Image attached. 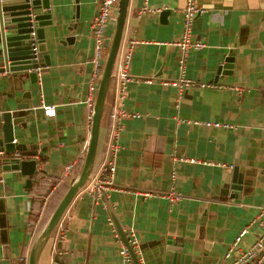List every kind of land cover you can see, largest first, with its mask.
I'll use <instances>...</instances> for the list:
<instances>
[{
    "label": "crops",
    "instance_id": "crops-1",
    "mask_svg": "<svg viewBox=\"0 0 264 264\" xmlns=\"http://www.w3.org/2000/svg\"><path fill=\"white\" fill-rule=\"evenodd\" d=\"M143 1L128 3L118 54L136 42L128 67L132 79L119 99L114 66L89 176L94 177L104 161L110 116L122 111L129 116L120 118L114 185L95 201L84 191L88 179L66 208L71 219L58 246L63 264H122L113 234L124 242L118 229L125 236L130 228L139 239L143 264H171L168 238L187 252L205 251L195 264H223L226 248L243 228L248 230L244 247L261 230L254 216L264 204V0H195L203 12L193 20L191 39L204 47L190 51L185 76L218 88L182 91L164 82L179 76L180 49L175 43L182 39L186 0H147L151 11L138 18ZM48 2L54 19L44 27L49 65L43 63L37 83L26 82L30 99L17 93L13 98L9 76L0 73V112L10 107L14 117H24L14 126V139L28 156L25 161H35L32 176L19 169L3 170L0 161V264H27L51 215L41 228H33L43 199L52 192L44 209L47 216L68 189L67 179L57 181L76 160L71 179L79 174L90 138L87 99L94 71L90 25L95 0ZM115 20L106 29L111 37ZM231 53V74L216 75L218 64ZM18 101L32 107L17 110ZM42 104L53 106L55 115L47 116ZM235 167L248 175L243 190L232 194L228 185ZM170 190L181 193L182 199L171 204L166 197ZM50 239L37 264H50Z\"/></svg>",
    "mask_w": 264,
    "mask_h": 264
},
{
    "label": "water",
    "instance_id": "water-1",
    "mask_svg": "<svg viewBox=\"0 0 264 264\" xmlns=\"http://www.w3.org/2000/svg\"><path fill=\"white\" fill-rule=\"evenodd\" d=\"M128 3L129 0H118L117 3L115 26L100 74L93 105L90 138L81 170L77 176L71 179L65 194L36 237L30 250L27 264H37L40 253L50 239L61 216L78 191L86 184L91 174L97 151L103 107L113 74L115 59L122 40ZM51 11L48 0H0V73L9 76L10 85L13 89V98H16L15 94L17 93L20 94L22 99H30L31 90L28 86L26 87V82L30 84L37 83L39 76L37 68H43V63L49 65L44 41V27L51 25L54 21ZM161 13L165 15L167 10ZM77 16L78 11L75 17L77 18ZM33 37L38 39L37 59L34 58L32 50ZM233 62L234 55L231 53L225 57L224 62L218 64L216 75L231 74ZM15 104L17 110H25L32 107V103L26 104L18 101ZM23 121L24 117L13 116L10 107L0 112V128L2 131L0 151L9 154L24 150L17 142H13L15 140L14 126L18 125L19 122L23 123ZM1 168L3 170L10 168L19 169L24 175L32 176L35 171V161H3ZM247 175V173L240 172L238 167L233 169L230 184L228 185V189L231 190L232 194L243 190ZM28 182L29 180H27V185ZM113 220L117 228H119L117 220L114 217ZM118 231L126 243L123 231L121 232L119 229ZM167 248L171 250V264L199 263L206 254L203 250L198 254L187 252L184 246H179L177 242H172V238H168ZM132 257L134 264H139L134 254H132Z\"/></svg>",
    "mask_w": 264,
    "mask_h": 264
},
{
    "label": "built area",
    "instance_id": "built-area-1",
    "mask_svg": "<svg viewBox=\"0 0 264 264\" xmlns=\"http://www.w3.org/2000/svg\"><path fill=\"white\" fill-rule=\"evenodd\" d=\"M117 3L118 0H95V14L92 18V22L90 25V36L93 40L94 45V54L92 57V64L94 67L92 81L89 86V97L87 99V103L90 109L89 119L92 118L93 114V105L95 101V96L99 84L100 74L104 65L105 54L108 50V41L105 36L106 29L110 22L115 20L116 12H117ZM151 11L149 5L147 4V0L143 1L142 7L137 12V17L142 18V16ZM203 10L196 6L195 0H186L184 8L182 9L183 15V34L182 39L175 43L180 49V56L178 59V78L171 82H164V84L172 85L182 91L187 88L192 87H211L218 88L217 84H207L200 83L194 81L193 79L186 77V64L188 61V56L190 51L198 50L204 47V43L199 41H194L191 39V27L193 20L197 15L202 13ZM35 34V33H33ZM136 42L130 41L127 44V49L119 53V49L117 52V56L115 59L114 66H117L118 72L117 75L119 77L120 87L118 90V98L122 99L124 97V90L126 84L131 81V77L128 74V67L131 62L133 45ZM32 50L34 54V58H38V39L33 37L32 41ZM43 68H37L38 74H40ZM114 70V69H113ZM146 81H152L151 79H146ZM238 92L240 90L238 89ZM42 108L47 116H54L55 109L50 105H43ZM124 116H129V114H125L122 111H115L110 118L113 122L112 129L110 132V137L107 142L106 154L104 157V161L101 165L100 171L89 181L84 188V191L89 195L93 196L95 201L102 198L107 190L114 185V174L116 167V158L119 152V144L118 138L121 130L120 127V118ZM206 126L212 127H233L229 124H221L218 122H203ZM16 143V141H13ZM85 149V148H84ZM28 159L27 155H23L20 151H15L13 153L6 154L4 151H0V161L1 164L3 161H25ZM188 162L194 163L198 162V160L189 159ZM78 164V160L69 163L62 174L61 179L57 181V183L63 182L68 179L72 173H74V169ZM225 166V165H223ZM232 167V166H230ZM0 182L3 183L4 179L0 176ZM52 192H49L43 199L41 208L37 216H35L33 220V228L36 230L38 227H42V220L44 209L46 203L50 197ZM170 203H175L182 199V194L176 192L175 190H170L166 195ZM71 219V216H68L65 213L61 216L57 226L55 227L51 237L53 238V247L54 251L50 259V264H63V255L64 252L61 248H59V244L64 240V235L61 234L62 229L67 220ZM264 219V204L259 206L256 210V215L254 216V221H258L261 226L260 232L257 236L248 243L245 247L243 246L244 237L247 234V227L243 228L234 238V240L228 245L223 255V264H264V224L262 220ZM109 224L113 229V223L109 220ZM28 225H31L28 223ZM114 231V229H113ZM113 236L119 242L118 255L121 258L122 264H134V260L132 254H134L137 258L139 264H143V260L140 252V242L133 228L127 229L125 231V240L126 243L119 240L118 235L114 232ZM26 261V259H24Z\"/></svg>",
    "mask_w": 264,
    "mask_h": 264
},
{
    "label": "trees",
    "instance_id": "trees-1",
    "mask_svg": "<svg viewBox=\"0 0 264 264\" xmlns=\"http://www.w3.org/2000/svg\"><path fill=\"white\" fill-rule=\"evenodd\" d=\"M82 160H83V159H82ZM72 175H74V173H73ZM72 175H71V176L65 181V183H64V186H65L66 188H68V186H69V180L71 179ZM55 207H56V206H55ZM54 209H55V208H54ZM54 209H52V211H53ZM50 213H52V212L50 211V212L47 214V216H45V211H44V214H43V220H44V221L47 219V217L49 216ZM44 216H45V219H44ZM42 224H44V222H43ZM50 240H51V239H49L48 242H50ZM48 242L46 243V245L48 244ZM46 245H45V246H46ZM45 246H44V247H45Z\"/></svg>",
    "mask_w": 264,
    "mask_h": 264
},
{
    "label": "rangeland",
    "instance_id": "rangeland-1",
    "mask_svg": "<svg viewBox=\"0 0 264 264\" xmlns=\"http://www.w3.org/2000/svg\"><path fill=\"white\" fill-rule=\"evenodd\" d=\"M108 30H109V29H108ZM108 30H107L106 33H105V36H106L107 41L110 40V37H111V32L108 33ZM106 53H107V51H106ZM105 55H106V54H105Z\"/></svg>",
    "mask_w": 264,
    "mask_h": 264
}]
</instances>
